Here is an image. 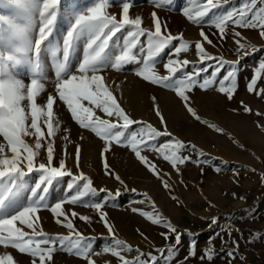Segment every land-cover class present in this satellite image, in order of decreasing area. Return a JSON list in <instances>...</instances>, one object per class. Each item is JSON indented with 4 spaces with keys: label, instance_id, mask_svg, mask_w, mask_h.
Listing matches in <instances>:
<instances>
[{
    "label": "rangeland",
    "instance_id": "obj_1",
    "mask_svg": "<svg viewBox=\"0 0 264 264\" xmlns=\"http://www.w3.org/2000/svg\"><path fill=\"white\" fill-rule=\"evenodd\" d=\"M94 2L96 0H59L57 23L50 39L58 40L62 44L63 36L66 35L69 27L66 16L86 10ZM126 2L130 3V17L140 16L143 21L142 27L146 30H154L152 13L155 12L164 34L170 31L173 36L183 35V41H173L157 58L159 63L156 69L162 76L168 75L163 63L171 55V49L179 46L181 42L186 41L191 47L187 53L180 54V59L186 58L193 64H198L194 43L201 40L199 31L203 27L214 45L205 43L206 51L217 58L205 63L216 67L220 61H223L220 76L235 70L236 84L232 98L229 99L226 93L219 92L220 76L207 90L199 87L192 89L188 94L189 102L201 117L198 121L171 90L137 77L134 69L139 65L129 64L120 71L105 70L102 73L105 81L109 73L110 78L107 80L116 86L119 85V89L125 84V78L129 73L127 80H131V85L141 92L138 101L141 107L135 111L136 113H133L132 107L124 105L125 102H121L123 105L120 103L121 107L134 119L151 123L158 131L171 134L160 136L156 141L157 145L180 140L186 145H195L196 150H181V155L191 156L192 159L179 166V174L158 153L142 152L156 163L158 169L170 173V176L164 177L171 186L170 190H166L162 187L161 181L137 160L129 148L113 144L111 150L104 153L103 141L98 142V137L94 133L80 128L66 106L61 103L56 119L64 117L80 132L82 130L85 132L82 135L78 132L70 136L67 131L61 136L56 132L53 138L55 149L53 165L58 166L59 161L63 160L66 164L65 171L72 175L55 178L48 186V193H41L45 196L48 207H41L38 212L40 219L37 221V230L42 228L43 232L51 237L69 235L66 227L56 223L57 218L51 212V207L75 193V188L69 190L68 185L73 183L82 185L83 181H75V177L83 172L92 180L93 187L97 190L96 195L84 199L90 203L100 202L104 205L102 210L107 214L113 233H109L99 219L100 214L83 203L75 205L64 203L63 210L69 213L75 211L90 217L89 222L81 221L78 217L73 218V223L86 240L92 241L93 252L100 253L91 257L96 264H120L117 258L103 253L105 247L114 246L116 239L133 249H139L146 256L151 254L160 261V264H164L165 260L168 264H264V143H262L264 141L258 149L254 148L255 142L250 139L249 134L256 121L258 125H264V97L259 94L264 91V72L260 77L256 76L261 71L260 65L264 63V40L258 36L257 30L237 29L242 31L246 38L244 43L248 46L247 55H237L230 30L226 33L228 39L221 40L218 35H212L217 31L216 29L208 25L194 24L184 15L188 10L194 12L200 0H158L160 7L154 6L157 0H126ZM244 2L245 0H229L222 9L213 11L236 9ZM110 4L115 6L109 7L108 11L119 18L122 12L121 0H110ZM15 12L16 8L12 0H0V16L11 17ZM188 25L193 27L194 33L186 34L185 28ZM231 27L229 25V29ZM141 42L146 44V38L142 37ZM82 58L83 44L79 45L70 60L73 66H78ZM46 62L49 64L46 92H52L55 83L54 69L51 68L50 59ZM191 70L192 64L186 71ZM253 79L257 80L255 91L249 92L248 85ZM225 86H230V82H226ZM153 96L158 98L160 110L165 117L164 124H161L153 111L151 100ZM164 97H167L168 101H165ZM245 106L250 108L251 112H246ZM97 114L102 115L99 112ZM202 121H206L207 124ZM207 125H215L223 132H218ZM138 127V125L133 126V128ZM64 136L68 139H63ZM87 138L91 148L99 147L95 154L92 153V159L83 157V142ZM26 139L29 143L34 142V137ZM261 139L264 140V136ZM0 143H3L2 138ZM77 145H81L79 166L75 158ZM198 153L203 155L198 158ZM8 154L10 155V152ZM45 155V149H41V155L36 159L37 166L41 162H46ZM105 157L114 175L118 174L124 184L115 180L114 175L105 174ZM24 170L27 185L34 186L38 182L40 173L36 171L27 173L26 167ZM101 189L105 191L102 192ZM117 191L120 193L118 196ZM28 195L29 193H25V202ZM173 196L176 199H172ZM142 212L159 213L176 228L177 232L169 234L165 239L161 235L166 231L165 227L153 224L141 214ZM213 218H217L216 223H212ZM17 226L23 227L18 223ZM25 231L30 230L25 227ZM177 234L180 235L179 243L176 242ZM73 239H75L74 235ZM193 242L196 255L190 256ZM172 248L175 249L174 252L161 256L165 249ZM209 249L212 250L213 259L211 261L201 259ZM9 253L13 255L14 260L20 261V264H29L28 255L19 254L11 247L0 246V256ZM228 253H233L234 256L229 257ZM123 254L129 260L137 255L135 252ZM49 264H87V261L67 251L58 250L53 253V261Z\"/></svg>",
    "mask_w": 264,
    "mask_h": 264
},
{
    "label": "snow or ice",
    "instance_id": "obj_2",
    "mask_svg": "<svg viewBox=\"0 0 264 264\" xmlns=\"http://www.w3.org/2000/svg\"><path fill=\"white\" fill-rule=\"evenodd\" d=\"M12 2L16 8L15 15L0 16V138L3 140V143H0V246L11 247L19 254L28 255L29 264H49L53 261V253L58 250L72 253L87 261V264H96L91 257L100 253L93 252L92 241L86 240L73 223V218L78 217L81 221L89 222L90 217L63 210L64 203H83L86 207L95 209L108 232L113 233L107 214L102 210L104 205L100 202L90 203L84 199L96 195L97 190L93 187L92 180L83 172L75 177V181H83L82 185H68L69 190L75 188V193L51 207V212L57 218L56 223L66 227L69 235L51 237L44 233L42 228L37 230V221L40 219L38 212L41 207H48L45 196L41 193H48V186L55 178L72 175L65 171L66 164L63 160L59 161L58 166L53 165V138L59 128L60 121L56 119V113L60 104L66 106L80 128L89 130L103 141L104 153L109 152L113 144L129 148L137 160L161 181L162 187L170 190L171 186L164 179L165 176H170V173L158 169L156 163L142 152L158 153L179 174V166L192 159L191 156L181 155V150L195 151L196 146L186 145L180 140L157 145L156 141L160 136L171 134L160 132L151 123L136 120L127 113L110 85L106 84L102 73L107 69L120 71L129 64L139 65L134 69L137 77L171 90L186 110L199 121L201 117L191 107L188 94L196 87L207 90L213 86L222 72L224 62L220 61L216 67L205 63L217 58L206 51L205 43L213 45V40L201 27V40L194 43L198 64H193L186 58L180 59V54L187 53L191 47L184 41L171 49V55L163 63L168 75H160L156 69L159 63L157 58L173 41H183V35L173 36L170 31L164 34L155 12L152 13L154 30H146L142 27L140 16L130 17V3L126 0H121L122 12L119 18L108 11L109 7L115 6L110 4V0H96L86 10L66 16L69 27L63 36L62 44L58 40L50 39L57 23L59 0ZM228 2L229 0H200L194 12L188 10L184 15L194 24L208 25L216 29L212 35H218L221 40L228 39L226 33L230 30L237 55H247L248 46L244 43L246 38L242 31L237 29L257 30L258 36L264 40V0H245L239 8L213 11L222 9ZM154 6H161L158 0L154 2ZM229 25L232 26L231 29ZM118 33L122 35L118 36ZM142 37L146 38V44L141 42ZM81 44L83 58L78 62V66H73L70 57L77 52ZM172 56L176 58L173 59ZM48 59L51 61L55 77L52 92H46V82L49 78V64L46 62ZM190 64L192 70L186 71ZM260 70L256 74L257 77L264 72V63L260 65ZM235 78L233 69L219 79L218 90L226 93L229 99L233 95ZM226 82H230V86L226 87ZM256 83V79L251 81L248 85L249 92L255 91ZM259 94L264 97V91ZM151 100L155 115L161 124H164L165 117L160 110L158 98L153 96ZM245 111L251 112V109L245 106ZM98 112L102 115H98ZM202 122L207 124L206 121ZM134 125L139 127L133 128ZM207 126L223 132L215 125ZM258 127L264 129V125ZM31 137H34V143H29L26 139ZM63 139L67 140L68 137L64 136ZM41 149H45L46 162L37 166L36 159L41 155ZM202 155L198 153V158ZM75 158L79 166V145L76 146ZM25 167L27 173H40L34 186H28L24 179ZM104 169L106 175H114L106 157ZM114 179L124 184L118 174L114 175ZM25 193H29L26 202ZM119 194L117 191L116 195ZM172 199L176 197L173 196ZM141 214L153 224L165 227L166 231L161 234L165 239L169 234L177 232L159 213ZM216 222L217 218H213L212 223ZM17 223L23 227L17 226ZM25 227L30 231H25ZM179 241L180 235L177 234L176 242ZM192 247L190 256H195L194 242ZM174 251V248L165 249L161 256ZM133 252L137 255L131 260L123 254ZM103 253L117 258L120 264H160L156 257L151 254L146 256L139 249H133L119 239L115 240L114 246L105 247ZM228 256L233 257L234 254L228 253ZM201 259L211 261L212 250L206 251ZM0 264H20V261L14 260L13 255L9 253L0 256ZM164 264H168V261L165 260Z\"/></svg>",
    "mask_w": 264,
    "mask_h": 264
},
{
    "label": "bare ground",
    "instance_id": "obj_3",
    "mask_svg": "<svg viewBox=\"0 0 264 264\" xmlns=\"http://www.w3.org/2000/svg\"><path fill=\"white\" fill-rule=\"evenodd\" d=\"M185 30H186V34L187 33H190V34H192V33H194V29H193V27L192 26H190V25H188V26H186V28H185ZM113 69H111V71H112ZM129 77V73H127V76H126V81H125V84L124 85H122V88L121 89H119L113 82H111L110 80H107V79H109L110 78V74L109 73H107V76H106V84H108V83H110L109 85H110V88L113 90V87H114V90H113V92L115 93V96H116V98L118 99V102L119 103H121V102H125L124 103V105H127L128 107H132V110H133V113H136L135 111H137V109L139 108L140 109V107H141V105H138L139 103H138V101H139V97H140V94H141V92H140V90H138L136 87H134L133 85H131V80H127V78ZM114 79V78H113ZM110 81V82H109ZM141 98V97H140ZM164 99H165V101H168L167 100V97H164ZM144 101V100H143ZM164 101V100H163ZM164 101V102H165ZM163 102V103H164ZM122 104V103H121ZM120 104V105H121ZM165 104V103H164ZM163 104V105H164ZM123 105V104H122ZM57 116V115H56ZM58 117V116H57ZM60 118V117H59ZM59 118H57V119H59ZM59 121H60V123H59V128H58V131L57 132H59V134H57V135H60L61 136V134H63L65 131H67V132H69L68 133V135L70 136V134L71 135H74V134H76V133H78L79 132V135L81 134H83L85 131L84 130H82V132H80L78 129H77V127L76 126H74V124L73 123H71L69 120H66V119H64V117L63 118H61V119H59ZM257 136V135H256ZM72 137V136H71ZM88 139V138H87ZM85 140L84 142H83V144H84V146H83V157L86 159V158H91V157H93V155H92V153H96L97 152V150H98V148L99 147H94V149L93 148H91V145H89V139L88 140ZM97 140H98V142H99V140H100V138L98 137L97 138ZM32 142V141H31ZM32 143H34V142H32ZM65 144V143H64ZM81 144V143H80ZM68 146V145H67ZM80 147H81V145H79ZM71 147V146H70ZM69 149V148H68ZM70 150H71V148H70ZM69 150V151H70ZM72 151V150H71ZM70 154V153H69ZM92 159V158H91ZM88 160H90V159H88ZM92 161V160H91Z\"/></svg>",
    "mask_w": 264,
    "mask_h": 264
},
{
    "label": "crops",
    "instance_id": "obj_4",
    "mask_svg": "<svg viewBox=\"0 0 264 264\" xmlns=\"http://www.w3.org/2000/svg\"><path fill=\"white\" fill-rule=\"evenodd\" d=\"M250 139L255 142L254 148H259V145L261 144L262 136H264V132H262V129L258 127V123L256 121L254 128L250 131ZM257 135V136H256ZM264 143V142H262Z\"/></svg>",
    "mask_w": 264,
    "mask_h": 264
}]
</instances>
